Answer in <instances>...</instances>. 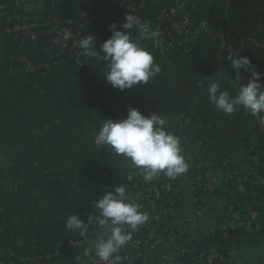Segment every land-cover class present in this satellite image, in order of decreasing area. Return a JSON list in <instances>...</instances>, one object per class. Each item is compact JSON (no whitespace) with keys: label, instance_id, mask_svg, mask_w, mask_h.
<instances>
[{"label":"crops","instance_id":"crops-1","mask_svg":"<svg viewBox=\"0 0 264 264\" xmlns=\"http://www.w3.org/2000/svg\"><path fill=\"white\" fill-rule=\"evenodd\" d=\"M47 1L6 0L17 13L44 12ZM54 1L70 17L84 8L94 13L104 7V0ZM185 1L208 20L209 32L186 36L171 55L142 44L162 71L130 90L106 83L101 60L65 64L37 83L30 70L31 51L0 37V47L14 65L0 82V256H34L51 264L69 215L76 213L84 221L95 198L128 176L143 179L123 156L93 143L104 119L126 118L131 106L144 115H165L168 130L179 126L186 160L204 164L215 185L235 190L237 212L218 195L198 197L186 174L175 181L162 176L155 185L180 199L170 224L198 237L237 229L238 242L219 264H264V163L256 157L264 153V120L243 110L226 115L209 102L206 86L198 87L219 75L222 90L235 95L238 82L226 59L229 50L247 56L264 73V0ZM241 76L240 82L247 83L251 74L241 70ZM235 175L238 180L232 181ZM189 216L194 220L189 222Z\"/></svg>","mask_w":264,"mask_h":264},{"label":"clouds","instance_id":"clouds-1","mask_svg":"<svg viewBox=\"0 0 264 264\" xmlns=\"http://www.w3.org/2000/svg\"><path fill=\"white\" fill-rule=\"evenodd\" d=\"M110 38L96 46V38L87 35L79 41L83 54L106 63L103 72L106 83L120 91L130 90L138 84L146 85L162 71L155 62L151 51L141 40H153L159 36L150 23L127 13L125 22L109 26ZM134 30V31H133ZM235 70L238 88L233 95L229 89L222 90V78H207L198 87L206 86L209 102L215 108L231 116L241 110L253 117L264 120V73L258 72L247 56L239 51L229 50L226 57ZM241 70L251 74L247 83H241ZM168 118L160 113L144 115L135 107H129L126 118H106L93 133V143L97 149L110 148L117 156H123L137 169L143 181L151 183L163 175L175 181L188 173L190 165L184 156L179 136L167 130ZM96 213L90 216L97 225V235L91 241L95 256L101 264H123L121 252L125 251L150 220V214L129 194L125 184L103 194L93 204ZM65 229L87 237L88 225L76 213L69 215ZM77 264H84L82 257L76 256Z\"/></svg>","mask_w":264,"mask_h":264},{"label":"built area","instance_id":"built-area-1","mask_svg":"<svg viewBox=\"0 0 264 264\" xmlns=\"http://www.w3.org/2000/svg\"><path fill=\"white\" fill-rule=\"evenodd\" d=\"M166 1L169 4L160 7L154 14L147 12L149 0H118L115 3L104 5L94 13H90L84 8L77 16L70 17L64 16L58 11L54 0L47 4L44 12L35 13L13 12L6 0H0V37H9L16 49L31 51L34 60L32 66L37 83L42 75L65 64L84 66L95 62L97 59L89 58L83 54V50L79 47V41L87 35L94 36L97 49H99V45L111 36L108 26L115 22L119 27L120 21L125 22L127 13L140 17L142 21L149 22L151 27L159 32V36L153 40H141L142 44L148 45L149 42L150 47L159 53L171 55L178 48V42L186 36L200 38L207 34L209 23L207 19L195 14L185 0ZM170 33L175 34V37H171ZM39 34H45L47 40L45 43L36 45ZM35 50L40 52L41 58L38 57L37 59ZM13 68L14 65L8 58L7 52L0 47V82L4 80L5 73ZM158 178L160 175L156 177V179ZM131 179V176L127 177L128 181ZM196 179L199 181L200 176H197ZM125 186L128 187V185ZM198 186L200 185H192V190L195 193L198 191ZM128 194L132 199L140 197L149 204L151 198H160L161 191L158 187H154L152 195L146 197L141 194L133 196L130 192ZM99 199L95 198L92 205ZM172 204L173 202L170 201L168 206ZM140 205L141 209L144 210L146 205ZM228 207L234 211L233 205H228ZM169 211L170 209L164 208V205L157 204L152 207L149 222L140 229V231L147 229L149 234L147 237L138 240L137 238L140 237H136V240L125 250L126 252L120 253L123 264H187L182 260L185 256L183 254L190 252V250L194 251L195 247L188 249L176 246L169 252L157 251L159 245L169 244L170 240L156 235L157 225L153 224L152 221H161L160 215L167 214ZM197 211L199 213L203 211L202 203L199 204ZM95 213L96 210L92 206L91 212L84 219L88 225L86 238L80 237L78 233L63 231L62 244L50 257L51 264H77L76 256L82 257L84 264H101L91 245V241L96 238L98 229L95 221L90 220L89 217ZM154 213L155 215H152ZM172 213L174 214L175 211ZM192 220H194V216H189L188 221L191 222ZM182 234L183 231L180 232L179 236ZM224 236L233 240L236 239V235L230 231H225ZM224 257L223 254L217 255L214 252L210 255L211 259H219L220 262ZM0 264L44 263L38 257L9 254L0 256ZM113 264H115L114 261Z\"/></svg>","mask_w":264,"mask_h":264},{"label":"trees","instance_id":"trees-1","mask_svg":"<svg viewBox=\"0 0 264 264\" xmlns=\"http://www.w3.org/2000/svg\"><path fill=\"white\" fill-rule=\"evenodd\" d=\"M118 0H104L103 6L111 3H115ZM51 0L47 1V4L50 3ZM168 1L162 0L159 3L153 2L149 0V7L147 12L150 14H154L160 7L168 5ZM196 14V13H195ZM120 18V17H116ZM124 21H120V23H123ZM171 37H175V34L170 33ZM177 38V37H176ZM179 43V42H178ZM178 51V48H176L172 54H176ZM35 54L38 57L41 58L42 55L38 50H35ZM103 63H105L103 61ZM168 130V129H167ZM171 133L174 135H177L181 139V143L184 142L183 140V133L179 126H175L172 129H169ZM200 146H203L200 142L198 143ZM248 150H251L249 146H247ZM258 160L264 163V153L258 154ZM187 162L190 165L189 171L186 174L193 185H200L198 186L197 196L206 198L211 195H218L224 199V201L228 205H233L234 210L237 212L238 205H236L235 200V190L231 185H224L222 188L215 185L212 180L209 178V176L206 173L205 165L202 164L199 161H193L191 159H188ZM162 174L160 175V179L162 178ZM197 176H200V180L198 181L196 178ZM239 176H234L232 181H237ZM159 179V178H158ZM158 179H154L151 183H146L143 181L142 178H132L130 181L126 180L123 182L124 184L128 185L127 190L131 193V195L136 196L137 194H141L144 197L147 195H152L153 188L158 187L161 191V196L159 199L157 198H151V202L148 204L146 200H143L142 198L134 199L139 204L146 205L144 211H147L149 214L152 213V207L154 205H164V208H169L170 211L167 214L160 215L162 220H154L152 221L153 224L157 225V231L156 235L161 237H166L170 240L169 244H161L157 248V251H163V252H169L172 251L176 246L185 247L190 249L191 247H195L194 251L184 253L185 255L182 260H184L187 264H218L219 259H211L210 255L212 252L216 253L217 255L223 254L225 257L228 255L229 251L235 242H238L239 240V233L237 232V229H233L230 227L224 228L222 230H218L213 234L206 235V236H193L189 234L186 230H178L177 228L173 227L170 222L173 218V211H177L180 206V199L175 194H168L166 191L157 185H155V182ZM212 187H210V186ZM98 199L100 197H97ZM102 198V197H101ZM173 202L172 205H169V202ZM148 204V205H147ZM152 215H155L152 214ZM183 231V234L181 236L180 232ZM225 231L233 232L236 235V239L233 240L230 237L224 236ZM149 234V231L147 229H143L136 234L133 235V240L131 243H133L137 238L141 239L142 237H147ZM130 243V244H131ZM145 251V249H144ZM126 252V251H124Z\"/></svg>","mask_w":264,"mask_h":264},{"label":"water","instance_id":"water-1","mask_svg":"<svg viewBox=\"0 0 264 264\" xmlns=\"http://www.w3.org/2000/svg\"><path fill=\"white\" fill-rule=\"evenodd\" d=\"M171 4V3H170ZM47 40V36L45 34H39L36 39V45L45 43Z\"/></svg>","mask_w":264,"mask_h":264},{"label":"rangeland","instance_id":"rangeland-1","mask_svg":"<svg viewBox=\"0 0 264 264\" xmlns=\"http://www.w3.org/2000/svg\"><path fill=\"white\" fill-rule=\"evenodd\" d=\"M30 59H32V58H30ZM31 64H32V65L34 64V60L31 61ZM30 70H32V72H33V68L30 69ZM208 197H210V196H208ZM206 198H207V197H206Z\"/></svg>","mask_w":264,"mask_h":264}]
</instances>
